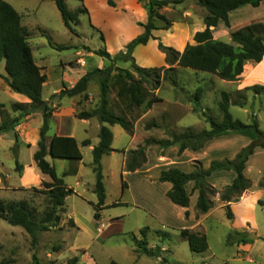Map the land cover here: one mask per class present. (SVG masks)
Here are the masks:
<instances>
[{"label":"rangeland","instance_id":"374dc122","mask_svg":"<svg viewBox=\"0 0 264 264\" xmlns=\"http://www.w3.org/2000/svg\"><path fill=\"white\" fill-rule=\"evenodd\" d=\"M3 1L21 15L23 25L30 32L29 44L34 59L42 72L47 75L43 99L51 107L53 117L57 118L50 122L49 134L52 136L57 133L59 124L62 123L64 128L62 131L67 135H73L79 142L83 160L79 164V176L64 177L70 162L47 158L55 166L57 175L74 190V194L66 199L64 207L59 212L61 219L59 225L39 232L36 244L23 228L9 225L0 219V263L67 264L70 259L77 257L78 264H110L112 261L118 264H264V195H259L256 203L249 208H237L234 211L236 214L234 220L227 218L221 200L223 208L213 206L206 214H200L195 209L197 225L194 228V221L189 217L179 216L177 209L166 196V187L158 181L160 172L165 170L159 167L173 166L178 161L176 156L180 157L178 153L175 156L171 154L166 156V159L159 162L160 164H157V159L152 155L150 170L146 175L136 172H130L126 176L121 175L125 149L128 152L135 150L150 139H170V134L181 135L187 131L199 133L209 130L208 119L222 121L223 116L219 108L222 92L230 93L235 103L238 102V94L245 93L247 108L240 109L231 105L230 113L234 119L246 124H251L256 119L260 130L264 132V96L256 97L251 90H246V87L254 84L255 78L264 82V61L258 64L251 63L250 67L244 69L246 78L243 87L245 88L240 91H237L241 88L239 85L221 80L216 75L177 68L176 72L170 75L176 77L178 86L174 87L170 82L162 84L158 91L162 101L156 103L146 119L150 122L156 121L159 125L156 128L158 131L147 139L144 130L155 128L147 129L146 125L150 122L145 126L140 122L137 128L139 140L137 147L136 142H131L132 137L120 126H109L114 135L112 144L114 151L103 159L107 198L105 208L101 212V220L96 221L94 215L98 197L94 192L96 176L91 167L92 149L84 147L82 141L89 139L93 143H98L101 124L96 118L88 123L84 122L85 120L77 119L76 114L82 110H94L100 105L101 76H96L92 80L87 97L80 95L60 98L58 94L63 86L73 87L87 72L112 66L109 60L97 56L95 52L105 49L112 57L125 52L126 46L133 40L128 42L129 39L132 37L135 39L144 31L141 24H145L148 19L146 7L148 0L139 1L138 5L141 9H138L134 15L136 19L140 18L139 20H144L145 23L136 26L130 14L120 11L115 0H109V4L111 2L114 5L110 6L117 16L105 7H101L100 18L106 22L102 28L93 29L90 26V17L81 14L79 24L74 27L77 34L71 33L65 27L56 4L51 0ZM168 1L179 2L172 3L159 11L172 21V27L169 30H162L165 23L157 21L160 30L154 31L153 35L158 40H152L147 46L138 47L134 52V60L139 67H166L165 56L158 50L159 42L183 52L187 45H195V34L205 28L203 19L207 11L198 4L197 0ZM66 4L71 12L83 6L77 0H66ZM262 17H264V9L259 11L248 6L240 13L231 16L230 28L221 23L214 30L213 37L217 41L231 43L230 32L237 25V21L253 22ZM116 66L132 71L130 62L117 61L113 64V67ZM0 73L5 74L4 62L0 65ZM199 87L204 89L201 101L203 110L201 113H195L192 108ZM13 93L0 78V104L5 105L4 114L11 118L19 114L13 112L11 107L16 102ZM109 98L112 108L120 113L117 108L119 101L116 89H112ZM147 111L145 104L129 117L136 123ZM2 112L0 111V123L3 118ZM42 124V114L37 118L35 115L23 117L20 125L15 129V133L18 134L17 142L14 132L0 134V171H2L0 200L5 203L26 201L35 210L38 219L50 206L49 199L41 193V190L44 180L51 181V179L37 169L33 160L38 148L36 137H39ZM246 131L251 132L255 140L258 138L255 130ZM16 158L21 166L19 170L16 169ZM188 159L189 156L181 158L180 166L177 168L184 172L190 171L194 161H200L194 159L188 164ZM29 164L33 165V172L27 170ZM260 175L263 177L261 178ZM248 176L254 185L257 177L260 176V180L264 178V156L257 155ZM216 178L214 177L213 181H216ZM123 182L127 184L126 188H123ZM259 201H262V204H259ZM145 227L149 228L148 247L160 248V257L137 253L141 240L139 232ZM183 229L205 233L208 250L203 253L192 252L188 240L181 235ZM236 231L246 234V243H241L240 240L244 235L239 236ZM254 235L256 238H251Z\"/></svg>","mask_w":264,"mask_h":264},{"label":"trees","instance_id":"16d2710c","mask_svg":"<svg viewBox=\"0 0 264 264\" xmlns=\"http://www.w3.org/2000/svg\"><path fill=\"white\" fill-rule=\"evenodd\" d=\"M62 17L65 27L73 34H77L74 28L79 24V16L89 11L84 5L85 0H77L83 6L75 12L69 11L66 0H51ZM207 14L203 19L205 29L199 31L194 36L195 45H187L183 52H179L170 46H165L162 42L158 44V50L164 54L166 67L160 68H142L136 65L134 52L138 47H144L152 40H158L153 32L160 30L157 21H162L165 26L162 30H169L172 27V21L168 20L159 11L172 3L168 0H148L146 5L148 19L145 24H141L143 33L133 39L127 46L126 51L118 56L112 57L107 50H97L95 54L101 58L107 59L112 63L107 69H95L87 72L76 84L63 89L58 94L60 98H73L84 95L87 97V91L90 83L96 76H101L100 80V105L91 111L82 110L76 114L79 120L98 119L102 124L99 133V143L92 149L93 161L91 164L93 173L96 176L95 194L98 197V203L95 206V219L101 220V212L106 203V187L104 183L102 160L114 150L112 144L114 135L109 126H120L131 137L135 135V121L131 120L129 115L142 108L145 104L151 109L154 104L161 102L157 96L164 82H170L174 87L178 86L175 76L177 68H187L194 71H201L216 75L218 78L228 82L241 80L245 66L249 63H261L264 60V23L251 22L239 28L232 29L230 32L231 43L217 41L213 37V32L223 23L230 28L229 15L231 12L249 5L257 8L264 0H197ZM111 6H114L110 2ZM90 26L96 29L90 21ZM30 32L22 25L21 15L8 3L0 0V65L5 63V74L0 73L10 90L14 93L25 96L29 102L13 103L11 105L13 112L19 113L11 118L4 114L5 105L0 104V111L3 118L0 123V134L15 133V129L20 125L23 117H28L41 113L43 124L39 130V141L37 150L33 155V160L37 169L51 181L43 182L41 193L49 199V209L38 219L35 210L26 201L5 203L0 200V219L6 221L9 225L23 228L33 239L34 244L37 241V234L55 228L60 223L59 212L65 205L66 199L74 194V190L69 188L63 178L57 175L54 165L47 157L53 159L67 160L70 162L68 170L64 177L76 176L79 172V164L83 160V154L77 140L69 136H54L47 145V135L50 131V121L53 111L48 103L43 99V88L47 82V75L42 73L37 65L32 48L29 44ZM102 39L104 37L102 36ZM117 61L130 62L132 71L120 67H113ZM112 89L117 90L118 104L120 113L111 106L109 95ZM255 95L264 96V84L256 83L246 88ZM204 89L197 88L193 111L201 113V101ZM238 102L232 101L230 93L222 92L219 108L222 113V121L208 119L210 123L209 130H203L199 133L187 131L181 135L170 134V139L146 140L143 145L127 153L123 163L125 172L134 173L147 164V150L152 146H162L165 150L171 147H178V155L181 156L187 149L193 151L202 150L205 145L213 138L227 131L255 130L258 138L248 146L242 148L235 159H224L221 161H212L208 168H205L200 161H194L192 171L186 173L178 168L163 170L158 177L161 183H170L172 188L167 192V198L181 208L187 209L190 204V194L186 186L194 182V191L198 192V199L195 209L200 214L208 213L214 206L213 198L217 190L208 182V178L216 172L234 171L236 178L231 185L225 186L220 195V200L224 203L226 215L229 220H234V213L231 209V202L235 198L241 197L252 188V181L245 174V166L255 149L260 147L264 149V132L259 128L256 119L251 124L243 123L233 118L230 113V106L245 105L247 96L245 93H239ZM205 114V112H203ZM156 121H151L146 125L147 129L158 128ZM16 142L18 134L15 133ZM84 147L91 145L89 140L82 143ZM17 147V143H16ZM21 166L16 158V169ZM260 189L264 190V178L258 183ZM127 184L123 182V188ZM262 204V201H259ZM119 205V204H116ZM186 218L189 212L185 213ZM73 223V222H72ZM149 228L140 230L141 240L137 253L150 257H160L161 249H149L148 245ZM236 234L242 236L241 243H246V234L236 231ZM181 235L188 240L190 250L195 253H203L208 250L207 236L203 232L193 231L191 229L181 230ZM166 237V236H165ZM78 258L70 259L67 264H78ZM5 264V263H0ZM110 264H118L115 261Z\"/></svg>","mask_w":264,"mask_h":264},{"label":"crops","instance_id":"0c3cea01","mask_svg":"<svg viewBox=\"0 0 264 264\" xmlns=\"http://www.w3.org/2000/svg\"><path fill=\"white\" fill-rule=\"evenodd\" d=\"M139 1L140 0H120V1L115 0V3L117 5V7L120 9V11H122L123 13H126V14H130L131 15L130 17H132L131 20H133V22H134V24L136 26L139 25V23H145L144 20H139L140 18L136 19V17L134 16V15H136L135 14L136 11L138 9H141V8H139V5H138ZM84 5L89 11V17H90L91 23L97 29H98V27L102 28L104 26L105 22H106L102 18H100V14H99L100 11L99 10H100L101 7H103V8L105 7L107 10H109L110 12L114 13L115 16H117L116 13L111 9V6L109 4V0H85L84 1ZM248 6L249 5L243 6L240 9L231 12L230 15H229L230 23H232L231 22V16L233 14L240 13V11H242L243 9H245ZM255 9H259V11L264 9V1L261 3V5L259 7L255 8ZM257 20L260 21V22H264V17H262L260 19H257ZM258 21H253V22H258ZM247 23H251V21L249 22V21L239 20V21H237V25L234 27V29L239 28L240 26H243V25H245ZM22 25H23V21H22ZM23 26H25V25H23ZM203 27H205V25ZM200 31H203V30H200ZM132 39H134V37L129 39L128 42H130ZM252 64L251 63L247 64L245 66V69L250 67V65H252ZM245 78H246V72L244 71V73L242 75V80H239V81H236V82H231V83L237 84V85H239L241 87L237 91L243 90L245 88V87H243V83L245 82ZM253 82H254V84H256V83L264 84V82L262 80L256 79V78L253 79ZM246 88H248V87H246ZM156 94L158 96V92ZM12 95H13V97L16 100V102H14V103H27V102H29V100L23 95H20V94H17V93H13ZM256 97H259V96L256 95ZM155 105L156 104H154L151 109H148L147 112H144L143 115L141 116V118L138 121H136V123H135V135L132 137L131 142L132 141L134 143L136 142V147L139 145V143H138L139 140L137 139V128H138V125H139L140 122H142L144 124V126H145L146 123L150 122V121H147L146 119L150 115V113L152 112V110H153ZM232 106H234V105H232ZM234 107H239L240 109H243V108H247V105L245 104L243 107H240V106H234ZM40 116H41L40 113L35 114V118L40 117ZM55 119H57V118L53 117L51 119V121H54ZM61 120H62V118H60V121ZM88 121H90V120H88ZM88 121H84V122L88 123ZM62 125H63L62 123L59 124V129H58L57 133H55L52 136L49 134L50 133V131H49V133L47 135V145L48 146H49V144H50V142H51V140H52V138L54 136H69V137H73V135H67L66 133H64L62 131L64 129L62 127ZM101 127H102V124L100 126V129H101ZM50 130H51V127H50ZM157 131H158V129H156V128L153 129V130H144V136H145V138L149 139V137H153L154 133H156ZM86 140H89V139L83 140L82 143L84 141H86ZM38 141H39V137H36V143H38ZM89 141L91 142V145L88 146L90 149H93L99 143V142L98 143H93L91 140H89ZM253 141H255V137L253 136V134L251 132L249 133L246 130L223 132V133H220V134L216 135L213 138V140L209 141L202 150L193 151L192 149H187L180 157L176 156L178 161H176L173 166L166 167V166H162L161 165L159 167V169H162V168L164 169L165 168V170H167V169H170V168H177V167L179 168V166H180L179 165V160H181V158H183L185 156H189V159H188V162H187L188 164H190V162L193 161L194 159H198V160L201 161V163L203 164V166L205 168H208L212 161H215V160L216 161L217 160L221 161V160H224V159H228V160L235 159V157L240 152V150L242 148L248 146ZM78 144H79V142H78ZM127 153H128V151H127V149H125V151L123 153L122 165H121V171H122L121 175H124V176H126L127 174L130 173V172H125L124 169H123V163H124V160L126 158ZM164 153H166V154L164 155ZM177 153H178V147H176V146L175 147H171V148H169L167 150H165L162 146L149 147L148 150H147V164L143 168H141L140 170L136 171V173H143L144 175L148 174V171L150 170L149 167H150V160H151V156L152 155L157 159V164H160L159 162H162V160L166 159V156H168L170 154L175 156V155H177ZM257 155H259L260 157H263L264 156V149H262L260 147L256 148L254 154L250 157L249 161L246 163L244 174H245V176L247 178L249 177L248 173H249V171L252 170V165H253V162H254L255 158L257 157ZM48 157H50V156H48ZM50 163L52 164V162H50ZM102 163H103V160H102ZM102 166H103V164H102ZM68 168H69V166H68ZM27 170L33 172V165L29 164V166L27 167ZM103 170H104V168H103ZM190 171H192V169H190ZM190 171H186V172H190ZM36 173H37V171H36ZM0 174H2V171H0ZM79 174H80V169H79V172H78L77 176H79ZM44 176H46V175H44ZM260 176H261V178L263 177L262 175H260ZM260 176L257 177V179L255 181V185L253 184L251 189H249L241 197L235 198L231 202V209L233 210V213L235 215V219H236V214H235L234 211L237 208L238 209L249 208L254 203H256V201L260 197L259 195H264V190L260 189L258 187V185H257L258 182L260 181ZM214 177H217L216 181H213ZM235 178H236V173L234 171H220V172H216V173H213L208 178V182L213 187H215V189L218 191L216 197L214 198V207L215 208H218V207L223 208V206H221L223 204L220 201L221 190L225 186L231 185L233 183V181L235 180ZM44 182H49V180L46 179V180H44ZM163 185L166 187L165 188V192L167 194V192L172 188V185L170 183H163ZM194 186H195L194 182H191V183H189L186 186V190H187L188 194H190V204H189V207L187 209L181 208V207H179L177 205H174L170 200L169 201L173 204V207L175 209H177L180 217L185 216V213L187 211L189 212V219L194 221L193 222L194 223L193 227L195 228V226L197 225V222H196V219H195V206H196L197 199H198V192L194 191ZM154 214L158 215V213H156V212H154Z\"/></svg>","mask_w":264,"mask_h":264},{"label":"water","instance_id":"95a60500","mask_svg":"<svg viewBox=\"0 0 264 264\" xmlns=\"http://www.w3.org/2000/svg\"><path fill=\"white\" fill-rule=\"evenodd\" d=\"M251 238H256V236L254 235V236H252Z\"/></svg>","mask_w":264,"mask_h":264}]
</instances>
